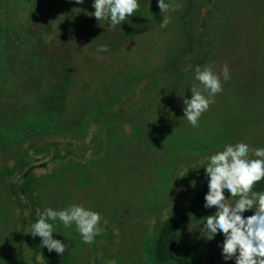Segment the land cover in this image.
<instances>
[{"label": "rangeland", "instance_id": "rangeland-1", "mask_svg": "<svg viewBox=\"0 0 264 264\" xmlns=\"http://www.w3.org/2000/svg\"><path fill=\"white\" fill-rule=\"evenodd\" d=\"M138 2L137 19L110 28L94 0H0V264H158L167 219L178 253L236 264L222 233L208 240L184 215L208 157L264 148V0H165L175 10L164 13ZM225 64L223 91L193 127L183 101L195 68ZM73 204L108 223L85 244L75 224L49 221L66 244L49 252L31 224Z\"/></svg>", "mask_w": 264, "mask_h": 264}, {"label": "clouds", "instance_id": "clouds-1", "mask_svg": "<svg viewBox=\"0 0 264 264\" xmlns=\"http://www.w3.org/2000/svg\"><path fill=\"white\" fill-rule=\"evenodd\" d=\"M82 4L84 0H75ZM161 13L175 10L165 0H158ZM93 15L98 21H106L110 28L120 26L122 22L135 15L140 8L138 0H94ZM171 22L165 16L161 28ZM100 52L109 51L107 45H101ZM210 65L195 68V80L191 99H184V117L193 126L203 113L213 104L214 97L223 91V80L229 79V69L225 64L218 75ZM251 154V155H250ZM255 157V158H253ZM208 177V192L205 196V208L215 207L214 215L202 218L204 237L211 240L219 232L225 237L222 244V255L225 260L235 257L236 264H264V192L253 191L255 185L264 180V148L252 149L244 142L227 145L207 159L204 166ZM194 183V182H193ZM225 190L231 198H226ZM255 209L253 215L245 218L243 213ZM62 222L65 228L75 224L85 244H92L94 238L101 234V221L107 225L100 213L73 204L64 210L46 208L39 219L31 224L30 234L39 236L42 247L49 252L53 250L62 255L66 244L53 239L54 224L49 221Z\"/></svg>", "mask_w": 264, "mask_h": 264}, {"label": "trees", "instance_id": "trees-1", "mask_svg": "<svg viewBox=\"0 0 264 264\" xmlns=\"http://www.w3.org/2000/svg\"><path fill=\"white\" fill-rule=\"evenodd\" d=\"M137 19L136 15L131 16V19ZM133 20V21H134ZM62 103V102H61ZM64 106V104H63ZM63 108H60V110ZM253 191L264 192V180L258 182ZM208 192V177L202 179L199 189L189 204L185 220L194 222L201 221L215 208H205V196ZM229 193L225 190V196ZM179 243V223L175 219H167L159 230L158 238L154 246V257L158 264H197V258L194 252L185 250L178 253Z\"/></svg>", "mask_w": 264, "mask_h": 264}]
</instances>
